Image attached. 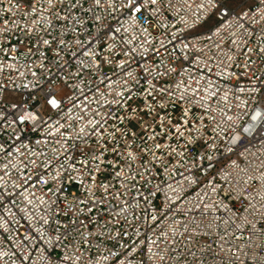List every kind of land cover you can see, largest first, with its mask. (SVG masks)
<instances>
[{"label":"built area","instance_id":"1","mask_svg":"<svg viewBox=\"0 0 264 264\" xmlns=\"http://www.w3.org/2000/svg\"><path fill=\"white\" fill-rule=\"evenodd\" d=\"M0 0V264H264V0Z\"/></svg>","mask_w":264,"mask_h":264},{"label":"rangeland","instance_id":"2","mask_svg":"<svg viewBox=\"0 0 264 264\" xmlns=\"http://www.w3.org/2000/svg\"><path fill=\"white\" fill-rule=\"evenodd\" d=\"M241 0H232L231 2H232V4H235V3H238V2H240Z\"/></svg>","mask_w":264,"mask_h":264}]
</instances>
